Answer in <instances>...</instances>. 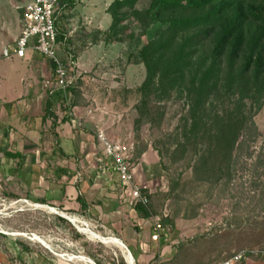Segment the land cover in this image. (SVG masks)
I'll return each mask as SVG.
<instances>
[{
    "label": "trees",
    "instance_id": "obj_1",
    "mask_svg": "<svg viewBox=\"0 0 264 264\" xmlns=\"http://www.w3.org/2000/svg\"><path fill=\"white\" fill-rule=\"evenodd\" d=\"M138 3L139 0H114L108 10L110 26L102 36L94 35L91 44L115 45L133 39L131 22L140 36L151 32L146 44L128 59L145 68V79L137 89L135 125L160 127L165 114L161 105L173 99L181 102L183 107L176 113L180 135L175 147L169 149L160 140L152 145L160 166L167 170L163 159H167L168 166L188 161L194 186L205 193L226 191L237 176L238 154L258 137L253 119L264 106V0H150L142 10L137 9ZM76 4L66 0L65 8L71 11ZM56 40L69 44L62 33H57ZM68 53L71 62L67 67L74 69L72 62L77 54L71 49ZM75 93L76 87L71 84L69 103ZM147 148L136 144L131 162L137 161ZM255 172L253 186L261 190L264 198V159L255 164ZM180 180V175L171 176L164 193L150 195L143 190L149 205H136L140 215L158 216L161 212L156 202L159 206L184 192L187 183L181 187ZM10 197L16 198L13 194ZM59 220L67 222L62 217ZM162 222L173 228L170 219ZM198 240L179 242L172 259L160 264H192V248ZM16 244L21 252L31 253L27 243ZM237 253H228L216 264ZM116 263L126 264L121 255Z\"/></svg>",
    "mask_w": 264,
    "mask_h": 264
},
{
    "label": "rangeland",
    "instance_id": "obj_2",
    "mask_svg": "<svg viewBox=\"0 0 264 264\" xmlns=\"http://www.w3.org/2000/svg\"><path fill=\"white\" fill-rule=\"evenodd\" d=\"M113 1L79 0L72 14L68 11L62 16L64 30L71 35L68 48L60 46L63 54L67 55L71 49L79 57L90 51V54L83 55L88 64L78 70L82 75L77 86L82 89H78L73 97L85 94L91 101L94 98L109 106L114 142L128 145L133 151L136 144L152 146L154 141L160 140L162 145L173 149L179 141V115L176 113L183 107L181 102L173 99L161 105L165 114L160 127H151L147 123L140 127L135 125L138 118L135 106L139 101L137 89L145 79V68L142 64L129 63L128 59L130 54H136L146 44L151 32L140 36L131 22L133 39L115 45L91 44L94 35L99 33L102 36L107 30H99V27L107 26L99 24L98 18L102 19L105 11L109 14ZM149 1L139 0L137 9L147 8ZM28 2L0 0V62L6 67L13 65L12 76L14 69L23 64L22 59L16 56L3 58L1 54L3 48H8L19 37L22 10ZM69 73L74 83L79 77L77 69L69 68ZM253 120L258 137L249 148L238 154L237 176L226 191L215 189L205 193L191 182L188 161L168 166L167 159H163L167 170L160 168V193L167 191L169 178L173 175L175 178L181 176V187L187 183L182 195L178 193L179 197L169 198L159 206L156 202L155 205L161 212L160 216L167 206L168 219L174 222L173 228L170 224L165 227L167 234L175 239H172L173 256L179 242L198 238L192 248V264H216L228 253L237 251L254 252L253 257H247L242 264H264V198L261 190L253 186L257 178L255 164L264 159V106ZM248 154H251L249 158ZM10 195L7 187L0 183V264H117L120 255L126 264L130 263L127 250L103 243L102 239L107 238L98 235L94 227L73 223L68 215L62 216L51 208L25 203L19 196L12 198ZM59 217L67 222L62 223ZM81 228L91 231L99 240L82 232ZM17 241L27 243L31 253L21 252Z\"/></svg>",
    "mask_w": 264,
    "mask_h": 264
},
{
    "label": "crops",
    "instance_id": "obj_3",
    "mask_svg": "<svg viewBox=\"0 0 264 264\" xmlns=\"http://www.w3.org/2000/svg\"><path fill=\"white\" fill-rule=\"evenodd\" d=\"M65 1L60 0L54 14L55 27L64 41H70L62 16L73 11L66 10ZM98 19L107 26L99 27L100 31L111 24L106 11ZM61 45H57V55L70 65V55L63 54ZM86 53L90 51L72 62L79 74L73 83L76 91L82 89L77 86L82 75L78 70L88 64L83 60ZM19 60L23 64L14 69V76L13 65L6 67L0 62L1 185L26 203L51 208L76 219L77 224L94 227L103 238L116 239L129 251L134 264L135 260L138 264L171 260L173 238L164 229L159 241L151 240V217L140 215L116 174L101 162L103 147L97 134L117 143L111 133L109 106L79 94L66 108L50 62L33 50ZM160 168V158L152 146L131 162L134 180L150 195L162 191Z\"/></svg>",
    "mask_w": 264,
    "mask_h": 264
},
{
    "label": "built area",
    "instance_id": "obj_4",
    "mask_svg": "<svg viewBox=\"0 0 264 264\" xmlns=\"http://www.w3.org/2000/svg\"><path fill=\"white\" fill-rule=\"evenodd\" d=\"M59 2L60 0H30L23 7L19 37L14 45L3 48L1 56L3 58L12 56L24 58L28 50H33L42 55L51 64L58 94L67 108L70 104L68 87L73 84V81L69 75V68L57 55L58 43L54 14ZM72 64L74 65V63ZM97 139L103 147V158L110 161L107 163L101 159V162L116 174L134 205L148 207L149 199L143 194L141 186L134 180L131 170L132 147L118 142H110L103 133H98ZM169 217L167 206L162 211L161 216H151L154 229V234L151 236L152 241H159L161 233L166 229L162 221ZM252 254L254 252L242 251L220 264H240Z\"/></svg>",
    "mask_w": 264,
    "mask_h": 264
},
{
    "label": "bare ground",
    "instance_id": "obj_5",
    "mask_svg": "<svg viewBox=\"0 0 264 264\" xmlns=\"http://www.w3.org/2000/svg\"><path fill=\"white\" fill-rule=\"evenodd\" d=\"M69 218H70V220H71L73 223H76V219L71 218V217H69ZM81 231L84 232V233H86V234H89V235H90L92 238H94V239H96V238L98 239V237L95 236L94 233H92L91 231H89V230H87V229H85V228H81ZM98 240H99V239H98ZM102 242L105 243V244L110 243V244H113V245H117V246H119V247H123V246L121 245V243H120L119 241H117L116 239H114V238L102 239Z\"/></svg>",
    "mask_w": 264,
    "mask_h": 264
},
{
    "label": "water",
    "instance_id": "obj_6",
    "mask_svg": "<svg viewBox=\"0 0 264 264\" xmlns=\"http://www.w3.org/2000/svg\"><path fill=\"white\" fill-rule=\"evenodd\" d=\"M127 254H128V257H129V261H130V263L129 264H134V260H133V258H132V256H131V254L129 253V251L127 250Z\"/></svg>",
    "mask_w": 264,
    "mask_h": 264
}]
</instances>
